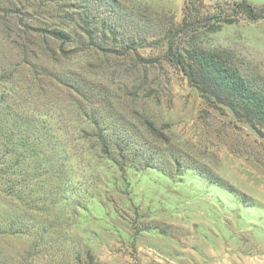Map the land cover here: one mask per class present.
Returning a JSON list of instances; mask_svg holds the SVG:
<instances>
[{
    "label": "rangeland",
    "instance_id": "obj_1",
    "mask_svg": "<svg viewBox=\"0 0 264 264\" xmlns=\"http://www.w3.org/2000/svg\"><path fill=\"white\" fill-rule=\"evenodd\" d=\"M237 1L190 0L189 45L264 100V17L206 30ZM185 4L0 0V97L52 142L0 161V264H264V119L163 58Z\"/></svg>",
    "mask_w": 264,
    "mask_h": 264
},
{
    "label": "trees",
    "instance_id": "obj_2",
    "mask_svg": "<svg viewBox=\"0 0 264 264\" xmlns=\"http://www.w3.org/2000/svg\"><path fill=\"white\" fill-rule=\"evenodd\" d=\"M189 1L186 0L182 23L168 34L169 41L166 43L163 58L178 68L190 85L207 97V101L218 100L238 116L240 109H244L251 117L264 119L262 96L253 94L247 88L245 81L233 66L217 59L218 55L214 51H206L200 46L190 47L189 42H194V37L196 38L193 32L204 26L207 21L189 19L188 9L193 5ZM196 1L202 4L201 0ZM232 12L230 16L221 17V23L207 24L206 30L217 31L223 23L232 25L240 15L251 21L264 17V7L256 9L244 0L235 2ZM177 35H184L187 40H182L183 44L176 45L173 38ZM184 43H187L186 46ZM158 61L159 59H150L143 60V63L155 64ZM33 117L28 111L20 110L14 100L8 102L0 97V161L4 162L11 156H15L16 161L32 160L41 151L47 153L52 142H45L41 134H37V125H30ZM97 125L95 123L96 129L99 130L97 136L100 144L107 147L106 142L101 139L103 130Z\"/></svg>",
    "mask_w": 264,
    "mask_h": 264
}]
</instances>
